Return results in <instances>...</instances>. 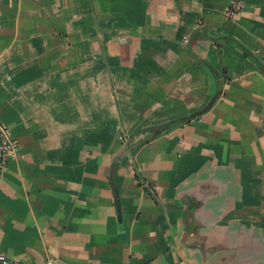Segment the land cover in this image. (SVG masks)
<instances>
[{
	"label": "crops",
	"instance_id": "0c3cea01",
	"mask_svg": "<svg viewBox=\"0 0 264 264\" xmlns=\"http://www.w3.org/2000/svg\"><path fill=\"white\" fill-rule=\"evenodd\" d=\"M224 37L264 65V0H0V253L264 264V73Z\"/></svg>",
	"mask_w": 264,
	"mask_h": 264
},
{
	"label": "built area",
	"instance_id": "2783aa9c",
	"mask_svg": "<svg viewBox=\"0 0 264 264\" xmlns=\"http://www.w3.org/2000/svg\"><path fill=\"white\" fill-rule=\"evenodd\" d=\"M239 10V6L233 3L225 11L226 17H233ZM19 156V146L17 140L12 136L10 129L0 119V172L11 160ZM53 258H48L45 264H54ZM0 264H25L20 261L9 258L0 253Z\"/></svg>",
	"mask_w": 264,
	"mask_h": 264
},
{
	"label": "trees",
	"instance_id": "16d2710c",
	"mask_svg": "<svg viewBox=\"0 0 264 264\" xmlns=\"http://www.w3.org/2000/svg\"><path fill=\"white\" fill-rule=\"evenodd\" d=\"M221 39V38H220ZM222 40H225V41H229V42H231L233 45H235L236 47H238V48H240L241 50H243V51H245V52H247L248 53V57L255 63V64H257V66L259 67V69H260V66H262L263 64H261L256 58H255V56H253L252 54H251V52L249 51V49L245 46V45H243L240 41H238L237 39H235V38H232V37H224ZM200 62H202V63H204L206 66H209L207 63H205V62H203L201 59H198ZM211 69H212V67L211 66H209ZM263 67H264V65H263ZM214 72H215V70L214 69H212ZM260 71L261 72H263L261 69H260ZM264 73V72H263ZM116 164H117V161H115L114 163H113V166H116ZM136 174H137V176L139 177V178H141V175H140V173L138 172V171H136ZM114 187V186H113ZM114 189V193H115V198L117 197V195H116V189L115 188H113Z\"/></svg>",
	"mask_w": 264,
	"mask_h": 264
},
{
	"label": "water",
	"instance_id": "95a60500",
	"mask_svg": "<svg viewBox=\"0 0 264 264\" xmlns=\"http://www.w3.org/2000/svg\"><path fill=\"white\" fill-rule=\"evenodd\" d=\"M260 69L264 72V67H263V65L260 66ZM214 100H215V98L211 99V101L206 105V107L202 109V112L206 111V110L212 105V103L214 102ZM114 167H115V166H114ZM114 167L112 168V171H111V173H110V179H111V181H113Z\"/></svg>",
	"mask_w": 264,
	"mask_h": 264
}]
</instances>
